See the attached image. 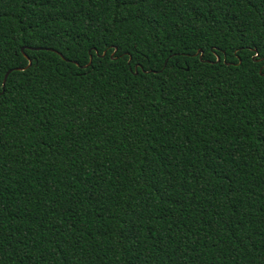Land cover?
<instances>
[{
  "label": "trees",
  "instance_id": "obj_1",
  "mask_svg": "<svg viewBox=\"0 0 264 264\" xmlns=\"http://www.w3.org/2000/svg\"><path fill=\"white\" fill-rule=\"evenodd\" d=\"M260 46L264 0H0V264H264Z\"/></svg>",
  "mask_w": 264,
  "mask_h": 264
},
{
  "label": "snow or ice",
  "instance_id": "obj_2",
  "mask_svg": "<svg viewBox=\"0 0 264 264\" xmlns=\"http://www.w3.org/2000/svg\"><path fill=\"white\" fill-rule=\"evenodd\" d=\"M254 60L264 66V46L257 47L253 50ZM6 62L0 58V72H6L11 75L12 66L5 68ZM7 88V79L5 76L0 75V94H2Z\"/></svg>",
  "mask_w": 264,
  "mask_h": 264
},
{
  "label": "water",
  "instance_id": "obj_3",
  "mask_svg": "<svg viewBox=\"0 0 264 264\" xmlns=\"http://www.w3.org/2000/svg\"><path fill=\"white\" fill-rule=\"evenodd\" d=\"M23 51V50H22ZM197 54H200V51L197 53ZM202 53L200 54V59H202ZM29 59V58H28ZM218 60H219V58H218ZM32 65V61L29 59V65H28V67H30ZM18 69H20V70H22V68H18ZM136 69H137V67H136ZM12 72V71H11ZM136 74H137V71H136ZM8 76H9V74L8 73H6V75H5V77H6V79L8 78Z\"/></svg>",
  "mask_w": 264,
  "mask_h": 264
}]
</instances>
